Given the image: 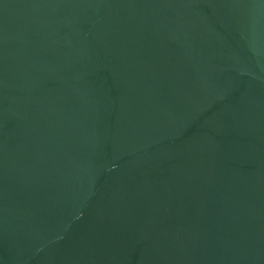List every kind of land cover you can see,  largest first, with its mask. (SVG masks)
<instances>
[{
  "label": "water",
  "instance_id": "obj_1",
  "mask_svg": "<svg viewBox=\"0 0 264 264\" xmlns=\"http://www.w3.org/2000/svg\"><path fill=\"white\" fill-rule=\"evenodd\" d=\"M0 264H264V0H0Z\"/></svg>",
  "mask_w": 264,
  "mask_h": 264
}]
</instances>
